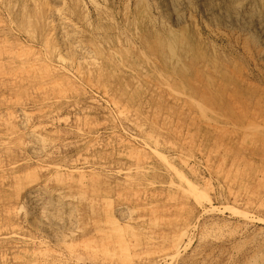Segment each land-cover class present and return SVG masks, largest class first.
I'll use <instances>...</instances> for the list:
<instances>
[{
    "label": "rangeland",
    "instance_id": "374dc122",
    "mask_svg": "<svg viewBox=\"0 0 264 264\" xmlns=\"http://www.w3.org/2000/svg\"><path fill=\"white\" fill-rule=\"evenodd\" d=\"M153 2L0 0V264H264L262 46Z\"/></svg>",
    "mask_w": 264,
    "mask_h": 264
},
{
    "label": "bare ground",
    "instance_id": "6f19581e",
    "mask_svg": "<svg viewBox=\"0 0 264 264\" xmlns=\"http://www.w3.org/2000/svg\"><path fill=\"white\" fill-rule=\"evenodd\" d=\"M155 3V0H153ZM157 1V4H158V7L161 9V12L165 10H167L168 7H171V2H173V0H156ZM196 1V0H195ZM255 1V0H254ZM183 2V1H182ZM258 2H261V1H258ZM184 3V2H183ZM156 4V5H157ZM175 4V3H174ZM189 5V3H188ZM191 5V3H190ZM176 6V4H175ZM200 6H201V9L203 10V13L205 15V18H210V17H218V19L223 23V24H226V22L228 23L229 22V25L232 21H236L238 23H246L245 25H248V28H246L251 36L254 37V39H258V41L260 42V46H262V51H261V57L262 55H264V1H262L260 4L256 5V3L253 2V0H201V3H200ZM156 8V9H159V8ZM184 7V6H183ZM191 7H193V5H191ZM197 7V6H196ZM192 9V8H191ZM193 9H195L193 7ZM177 10V9H176ZM159 12V10H157ZM170 11V10H169ZM147 12V11H146ZM160 12V13H161ZM168 12V11H166ZM177 12V11H176ZM170 13V12H169ZM201 13V12H200ZM178 14V12H177ZM176 14V15H177ZM202 15V14H201ZM164 16V15H163ZM166 16V14H165ZM178 16V15H177ZM61 17V16H60ZM170 17V16H169ZM172 17V16H171ZM161 18V16H160ZM166 21V17H164ZM168 18V17H167ZM204 18V19H205ZM171 20V18H170ZM205 20H208V19H205ZM204 20V21H205ZM210 21V20H208ZM207 22V21H205ZM211 22H213V19L211 20ZM216 22V21H214ZM237 23V24H238ZM212 24V23H211ZM218 24H221V23H218ZM241 24V26H242ZM216 25V24H215ZM228 25V24H227ZM232 25V24H231ZM244 25V24H243ZM174 26V25H173ZM225 26V25H223ZM236 26V25H235ZM239 26V25H238ZM217 27V26H216ZM229 27V26H228ZM230 28V27H229ZM235 28V27H233ZM240 28V27H239ZM244 28V27H243ZM231 29V28H230ZM237 29V28H236ZM242 30V28H241ZM175 32V31H174ZM177 32V31H176ZM245 32V31H244ZM249 34V33H248ZM173 36V35H172ZM175 36V35H174ZM178 37V36H177ZM176 37V38H177ZM174 38V39H176ZM178 38H181V37H178ZM252 38V37H251ZM173 39V38H172ZM173 42H175L174 40H172ZM180 42V41H179ZM178 42V43H179ZM254 42V41H253ZM257 42V41H256ZM177 43V42H176ZM255 43V42H254ZM175 44V43H173ZM258 45V44H257ZM170 46V45H169ZM178 46V45H177ZM173 47V45H172ZM259 47V45H258ZM167 48V47H166ZM178 48V47H177ZM168 49V48H167ZM174 49V47H173ZM179 50V49H178ZM261 60H264V59H261ZM260 60V61H261ZM260 78V77H259ZM262 82V81H261ZM86 120V118H85ZM68 121V120H67ZM85 123V122H84ZM98 126V125H97ZM100 127V126H99ZM96 141V140H95ZM12 142V141H11ZM37 142V141H36ZM102 142V141H101ZM96 143V142H95ZM100 143V142H99ZM38 144V143H37ZM88 144V143H87ZM159 144V143H158ZM35 146V145H34ZM99 146V145H98ZM113 147V146H112ZM104 148V147H103ZM161 148V147H160ZM87 149H88V146H87ZM85 148V150H87ZM158 155V154H157ZM166 155V153H165ZM83 157V156H82ZM88 157V156H87ZM85 158V157H84ZM93 158V157H92ZM85 160V159H84ZM164 160V159H163ZM171 160V159H169ZM167 162V161H166ZM170 164V162H168ZM166 163V164H168ZM175 163V162H174ZM73 164V163H71ZM84 164V163H83ZM89 165V164H88ZM95 166V164H93ZM58 166V165H57ZM72 166V165H71ZM80 166V165H79ZM82 166V165H81ZM86 166V165H85ZM93 166V167H94ZM97 166V165H96ZM101 166V165H100ZM170 166V165H169ZM64 167V166H63ZM98 167V166H97ZM165 167V166H164ZM168 167V166H167ZM174 167V166H172ZM170 167V168H172ZM91 168V167H90ZM175 168V167H174ZM67 169V168H65ZM71 169V168H70ZM69 169V170H70ZM84 169V168H83ZM89 169V168H88ZM95 169V168H94ZM103 169V168H102ZM105 169V168H104ZM60 170V168H59ZM68 170V169H67ZM74 170V168H73ZM79 171L81 169H78ZM77 170V171H78ZM92 170V169H91ZM171 170V169H170ZM173 170V169H172ZM55 171V169H54ZM65 171V170H64ZM94 171V170H93ZM96 171H98L96 169ZM82 172V171H81ZM178 172V171H177ZM77 173V172H76ZM79 174V173H78ZM83 175V173H81ZM176 176V175H175ZM180 176V175H178ZM177 177V176H176ZM178 178V177H177ZM170 179V178H169ZM181 180V178H180ZM183 180V179H182ZM186 180V179H184ZM65 181V180H64ZM185 182V181H183ZM185 183H189L187 180ZM188 185V184H187ZM191 184H189L190 186ZM191 188V187H190ZM193 190V189H192ZM97 193L96 191H93V193ZM94 193V194H95ZM59 195V193H58ZM97 195V194H96ZM61 197V196H60ZM47 199V198H46ZM32 201L35 200V198L31 199ZM48 200V199H47ZM40 201V200H39ZM38 203V202H37ZM36 203V204H37ZM51 203V202H50ZM54 203V202H53ZM35 204V205H36ZM40 204V203H39ZM48 204V202H47ZM53 205V204H52ZM42 207V204L39 205V207ZM47 205L44 206V208L46 207ZM49 206V205H48ZM58 206V205H57ZM52 207V206H51ZM42 210V209H41ZM45 210V209H44ZM43 211V210H42ZM52 212V210H50ZM47 213V212H46ZM49 213V212H48ZM3 228V227H2ZM7 228V227H6ZM2 230V229H1ZM5 230V229H4ZM8 231V230H7ZM10 234V233H9ZM13 235V234H12ZM19 245V244H18ZM5 255H3L4 257Z\"/></svg>",
    "mask_w": 264,
    "mask_h": 264
}]
</instances>
